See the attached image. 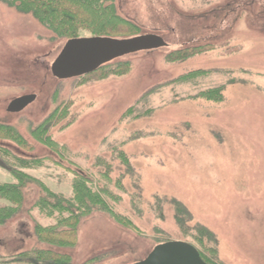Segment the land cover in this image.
<instances>
[{
	"label": "rangeland",
	"instance_id": "1",
	"mask_svg": "<svg viewBox=\"0 0 264 264\" xmlns=\"http://www.w3.org/2000/svg\"><path fill=\"white\" fill-rule=\"evenodd\" d=\"M115 4L139 35L162 36L168 47L58 80L51 67L67 41L0 1V129H10L0 131V148L42 160L27 173L65 199L77 177L107 189L109 208L136 228L95 211L75 245L53 250L70 255L69 264H134L160 243L181 241L216 264H264V0ZM186 49L202 50L172 61ZM196 71L205 74L182 79ZM31 94L33 104L8 112ZM5 157L0 182L14 180ZM43 195L27 187L21 212L0 226V264L48 249L36 227L56 219L34 207ZM196 225L216 235L217 252L196 238Z\"/></svg>",
	"mask_w": 264,
	"mask_h": 264
},
{
	"label": "trees",
	"instance_id": "2",
	"mask_svg": "<svg viewBox=\"0 0 264 264\" xmlns=\"http://www.w3.org/2000/svg\"><path fill=\"white\" fill-rule=\"evenodd\" d=\"M0 1L10 7L16 8L22 13L33 15L45 28L51 31L56 38L66 41L80 38L85 34H89L93 37L127 38L139 35L140 33L136 26L118 15L115 0ZM186 50L187 51L175 52L174 54L176 55H173L177 57L172 59V61H185L194 55L192 53L193 51H196L192 49ZM201 50L202 49H198L196 53ZM107 65L108 64L102 66L96 72L84 77L91 76L103 70ZM204 74V71L191 72L182 79L188 82ZM213 92L214 91L210 94H213ZM58 114H60L59 118H61V110H59L51 119L57 118ZM6 130H8L6 134H10V129H8V127L0 129V131ZM18 138L20 141L17 140L21 142L22 138L19 136ZM42 142H45V139L42 140ZM46 143L52 145V138L47 137ZM23 144L26 145L25 143ZM0 154L6 156V162H3L11 169L2 166L7 169L14 178V180L0 182V226L5 225L21 212L25 201V189L30 185H38L44 192V195L34 207L39 209L46 217L56 219L55 225L36 227V235L39 241L47 244L48 249L20 254L18 258L23 261V264H69L71 260L70 255L55 251L53 248L75 245L78 240V228L82 220L91 216L95 211L105 212L121 225L129 229H136L128 218L109 208L108 202L103 197V194H109L107 193L108 190L96 191L93 187V182L89 179H80L77 177L72 185L73 197L68 200L62 195L51 192L49 188L44 185L42 180L27 173V171L29 172L42 168V160H29L13 156L9 151L1 148ZM177 221L183 228L184 220L178 218ZM195 230L197 233L196 238H201L203 242L205 239L208 240L210 245L212 244L210 249L217 252L219 241L216 235L202 225H196ZM200 254L207 263L216 264L213 260L206 257L202 251H200Z\"/></svg>",
	"mask_w": 264,
	"mask_h": 264
},
{
	"label": "water",
	"instance_id": "3",
	"mask_svg": "<svg viewBox=\"0 0 264 264\" xmlns=\"http://www.w3.org/2000/svg\"><path fill=\"white\" fill-rule=\"evenodd\" d=\"M168 47L162 36L144 34L127 38L80 37L67 41L51 67L58 80H70L92 74L102 66L122 57L143 51ZM37 95L14 99L8 112L19 113L33 104ZM134 264H209L200 251L181 241H168L157 245L146 259Z\"/></svg>",
	"mask_w": 264,
	"mask_h": 264
}]
</instances>
